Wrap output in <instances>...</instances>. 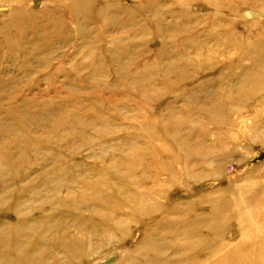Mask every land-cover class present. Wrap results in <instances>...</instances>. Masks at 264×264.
Instances as JSON below:
<instances>
[{
	"label": "rangeland",
	"instance_id": "obj_1",
	"mask_svg": "<svg viewBox=\"0 0 264 264\" xmlns=\"http://www.w3.org/2000/svg\"><path fill=\"white\" fill-rule=\"evenodd\" d=\"M78 1L0 0L2 264H264V0Z\"/></svg>",
	"mask_w": 264,
	"mask_h": 264
},
{
	"label": "bare ground",
	"instance_id": "obj_2",
	"mask_svg": "<svg viewBox=\"0 0 264 264\" xmlns=\"http://www.w3.org/2000/svg\"><path fill=\"white\" fill-rule=\"evenodd\" d=\"M84 5H82L81 3H80V0L78 1V2H76L72 7H71V13H73V11L75 10V12L76 11H79V10H81V9H84V7H83ZM98 40V39H97ZM249 200V199H248ZM249 203H250V201H249ZM241 204H243V203H241ZM248 220L251 222V223H254L255 222V217H253V216H250L249 218H248ZM250 223V224H251ZM261 223V222H260ZM17 247H18V245H17ZM20 248V247H19ZM4 259L1 257L0 258V264H2V261H3ZM25 260V262L27 261L26 259H24ZM28 262V261H27ZM30 262H34V260L33 259H31L30 258V261H29V264H31ZM261 262V261H260ZM15 264H24V262L22 263V261H20V260H18L17 261V263H15ZM28 264V263H27ZM228 264H236V263H233V262H230V263H228ZM256 264H259L258 263V261H256Z\"/></svg>",
	"mask_w": 264,
	"mask_h": 264
}]
</instances>
